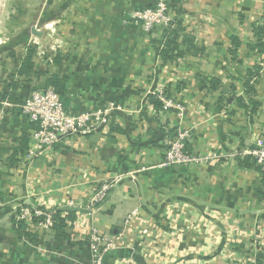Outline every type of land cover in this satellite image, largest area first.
Segmentation results:
<instances>
[{
  "label": "crops",
  "instance_id": "0c3cea01",
  "mask_svg": "<svg viewBox=\"0 0 264 264\" xmlns=\"http://www.w3.org/2000/svg\"><path fill=\"white\" fill-rule=\"evenodd\" d=\"M154 2L13 0L5 9L0 264H90L91 227L117 236L137 210L138 220L105 264H243L251 255L249 231L264 222V170L238 161L264 139V35H255L264 30V0H171L175 23L193 36L196 50L181 35L185 56L167 62L161 57L165 33L147 34L133 18ZM28 48L34 49V73L14 79ZM158 83L189 107L182 118L148 109ZM48 88L73 113L113 102L123 111L109 130L72 136L27 162L34 126L21 104L34 90ZM176 127L191 128L192 152H216L222 163L157 168L165 132ZM117 175L129 177L93 215L68 207L71 200L82 203L91 184ZM31 191L46 208L72 215L66 239L55 230L24 234L15 216L20 204L35 203L27 197Z\"/></svg>",
  "mask_w": 264,
  "mask_h": 264
},
{
  "label": "built area",
  "instance_id": "2783aa9c",
  "mask_svg": "<svg viewBox=\"0 0 264 264\" xmlns=\"http://www.w3.org/2000/svg\"><path fill=\"white\" fill-rule=\"evenodd\" d=\"M171 0H155L150 8L136 11L134 21L142 30L149 34L154 30L166 32L174 26L175 18L171 13ZM156 101L162 104L160 109L151 102L148 109L157 115L160 111H174L177 118H182L189 107L180 100L167 86L156 84L150 92ZM182 95V94H181ZM22 112L33 123L31 144L26 152L25 160L32 162L35 158L46 152L53 151L57 146L66 143L72 136H88L99 131L109 130L114 119L123 108L117 103H109L90 112L73 113L63 103L59 93L53 89L34 90L21 104ZM163 140V158L159 169H171L175 166L183 168H202L222 163V155L218 153L192 152L189 142L192 139V130L187 127H176L174 131L165 132ZM242 157L251 158L255 167L264 170V139L258 138L253 148L243 153ZM127 175H117L104 180L100 186L91 184L84 190L82 203L69 201L68 207L79 209L93 215L107 200L110 192L115 190ZM85 178H87L85 176ZM87 191V192H86ZM36 197L29 192L27 197ZM35 203H22L16 210V222L26 225V231L34 233L38 230H53L54 216L59 212L56 208H46L43 199L35 198ZM69 212H64L67 216ZM138 210L128 216L124 223V230L117 236H111L92 226L90 229V264H105L106 256L117 248L126 237L127 229L138 220ZM68 224H70L68 222ZM248 258L243 264H264V222H258L250 229L248 234ZM121 264H134L131 260L122 261Z\"/></svg>",
  "mask_w": 264,
  "mask_h": 264
},
{
  "label": "trees",
  "instance_id": "16d2710c",
  "mask_svg": "<svg viewBox=\"0 0 264 264\" xmlns=\"http://www.w3.org/2000/svg\"><path fill=\"white\" fill-rule=\"evenodd\" d=\"M174 1V0H173ZM186 29L182 28V25L180 22H176L174 26L167 30L165 32V37L166 41L164 43V46L161 50V57L164 62H167L168 60H177L181 59L185 56V53L180 51L179 45H178V40L181 35H183L184 40L183 43L189 44V47L192 48L193 50H196V48L193 45V36H190L188 34H185ZM255 35L257 37H261L264 35V30L257 28L255 30ZM33 53L34 49L33 48H28L25 56L20 59L19 67L15 70L13 77L16 76L18 77L19 80H27L33 73H34V63H33ZM10 56L15 57L14 52L10 54ZM15 79V77H14ZM14 83V82H13ZM49 83H55L52 81V79L49 81ZM151 103L158 109L162 107V104L159 103L154 99V97H150ZM22 146H26V142H23ZM239 165L245 169H254L256 168L257 170H260V167H255V164L251 158H244L243 160H239ZM264 174V173H263ZM64 212H57V214L54 216V227L53 230L56 231L57 233V238L60 239H66L68 237L67 235V229H68V222L72 221L74 218L72 215L69 213L67 216H63ZM22 229L26 228L25 224L21 225ZM24 234L28 237L32 236V233L27 232L25 230Z\"/></svg>",
  "mask_w": 264,
  "mask_h": 264
},
{
  "label": "rangeland",
  "instance_id": "374dc122",
  "mask_svg": "<svg viewBox=\"0 0 264 264\" xmlns=\"http://www.w3.org/2000/svg\"><path fill=\"white\" fill-rule=\"evenodd\" d=\"M11 1L13 2V0H0V23L2 22V19L5 16V11H6L5 9L8 8V6H10ZM39 2H40V0H39ZM1 31L3 34H5L4 36H6L8 34V31L5 32L0 28V34H1Z\"/></svg>",
  "mask_w": 264,
  "mask_h": 264
},
{
  "label": "bare ground",
  "instance_id": "6f19581e",
  "mask_svg": "<svg viewBox=\"0 0 264 264\" xmlns=\"http://www.w3.org/2000/svg\"><path fill=\"white\" fill-rule=\"evenodd\" d=\"M254 41V40H253Z\"/></svg>",
  "mask_w": 264,
  "mask_h": 264
}]
</instances>
